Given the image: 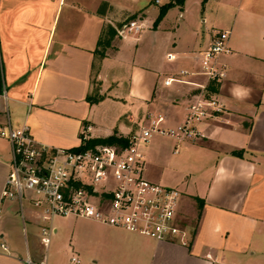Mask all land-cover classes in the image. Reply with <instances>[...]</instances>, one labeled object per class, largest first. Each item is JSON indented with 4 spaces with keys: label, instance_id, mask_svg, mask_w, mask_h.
I'll return each instance as SVG.
<instances>
[{
    "label": "crops",
    "instance_id": "1",
    "mask_svg": "<svg viewBox=\"0 0 264 264\" xmlns=\"http://www.w3.org/2000/svg\"><path fill=\"white\" fill-rule=\"evenodd\" d=\"M210 1L222 4V25L215 20L202 30L186 0L171 7L164 26L150 32L149 42L168 45L164 58L134 64L123 87L110 70L126 46L116 37L101 58L99 38L133 14L144 24L147 7L117 6L128 0H0V87L8 94L7 100L0 96V127L29 125L39 142L58 147L79 146L82 136L129 139L153 112L165 115V127L180 124L205 81L195 73V55L218 31H231L233 53L222 57L227 76L212 83L225 111L202 121L203 135L187 140L210 163L208 179L180 198L176 222L187 243L102 224L95 229L104 234L107 260L96 257L95 264H264V81L257 79L264 78V0ZM170 53L176 58L168 59ZM183 69L192 73L183 75ZM95 88L103 98L91 103ZM12 156L11 142L0 136V264H67L50 254L59 227L47 238L32 204L28 218L18 200L3 199ZM145 162L147 177L158 182ZM76 257L80 261L70 264H84Z\"/></svg>",
    "mask_w": 264,
    "mask_h": 264
},
{
    "label": "built area",
    "instance_id": "2",
    "mask_svg": "<svg viewBox=\"0 0 264 264\" xmlns=\"http://www.w3.org/2000/svg\"><path fill=\"white\" fill-rule=\"evenodd\" d=\"M143 29V23L129 20L118 28V35L138 37ZM230 34V30L218 31L211 45L195 55L200 64L195 73L205 81L189 103L184 120L175 127H165V115L153 112L126 146L99 144L89 148L39 142L29 125L16 128L9 123L0 127V136L11 142L13 151L3 199L18 200L21 206L28 200L47 238L55 232L56 217L71 216L157 240L179 239L187 243L185 230L176 222L182 192L147 177L141 144L149 143L156 135L166 136L176 141L178 153L181 143L203 135L199 128L202 121L225 111L224 103L211 91V84L227 76L222 57L233 53ZM175 58L176 54H168V59ZM190 73L187 69L181 71L183 75ZM0 96L8 99L5 85L0 87ZM2 247L7 249L5 243ZM72 260L80 261L76 256Z\"/></svg>",
    "mask_w": 264,
    "mask_h": 264
},
{
    "label": "rangeland",
    "instance_id": "3",
    "mask_svg": "<svg viewBox=\"0 0 264 264\" xmlns=\"http://www.w3.org/2000/svg\"><path fill=\"white\" fill-rule=\"evenodd\" d=\"M171 0H161L160 4H157L155 0H128V3L118 2L117 6H130L133 9L146 8L147 17L144 20V29L140 33L139 38H122L117 36V41L126 47L122 49L121 59L114 62V66L110 70L111 76L122 77L121 82L123 86L126 84V75L131 72L134 64L142 65L150 63L152 57L164 58L165 52L168 49L166 43L153 44L149 42L151 39L150 32L160 24L162 20L157 21L160 13L161 6L170 2ZM189 10L199 16L201 28L205 29L207 24H211L213 21L218 20L222 25L223 6L218 1L207 0H186ZM179 5V4H177ZM205 5L207 10L205 11ZM178 14L174 17L173 22L177 21ZM205 17L207 18L204 22ZM126 21V20H125ZM123 20V22H125ZM177 26V25H175ZM222 27V26H218ZM168 30L172 35L174 34V28L163 29ZM170 48V45H169ZM246 79V78H243ZM253 79L254 78H247ZM259 82H263L264 78H257ZM122 87V88H123ZM169 128H172L169 126ZM140 129V128H139ZM138 129V130H139ZM138 130H135L137 132ZM134 132V133H135ZM175 142L166 136L156 135L149 143H142L141 150L150 166H152L154 173L159 177L157 180L160 183L166 184L171 187H177L183 192L182 194L189 198V195L196 186L202 185L204 180L208 179L210 171L207 167L210 163L206 160L205 156L196 153L194 150H190L187 141L183 142L180 147V152L175 154L173 152ZM209 159V158H208ZM207 186V184H206ZM28 192L26 195L28 196ZM183 196V197H184ZM189 202L182 203V210H189ZM31 203L28 200L24 202L25 214L29 218L30 209L28 206ZM19 208V205H18ZM192 218L188 219L189 221ZM54 225L59 227V233L54 235V240L50 245V254L53 256H62L63 260L70 264L71 258L76 255L81 258L82 263L95 264L96 257L100 259V263L103 260H107L103 245V235L95 228L102 226L101 223L71 216H58L54 219ZM148 238V237H147ZM57 239V240H56ZM56 240V242H55ZM110 256H112L110 254Z\"/></svg>",
    "mask_w": 264,
    "mask_h": 264
},
{
    "label": "trees",
    "instance_id": "4",
    "mask_svg": "<svg viewBox=\"0 0 264 264\" xmlns=\"http://www.w3.org/2000/svg\"><path fill=\"white\" fill-rule=\"evenodd\" d=\"M185 0H175L171 1L169 3H166L161 6L159 17L157 21H160L163 19V17L166 15L167 11L177 5L184 3ZM136 18V14H133L131 17H129L126 21L134 20ZM124 22L118 24L117 26L108 25L101 34L99 38V45L97 48V56L103 58L106 56L107 49L112 46L113 40L118 36V28L123 24ZM212 91L215 89L213 87V84H211ZM101 98H103V95L99 93L98 88H95L93 94L88 96V99L91 103L98 102ZM129 142V139L124 137L123 135H119L117 133H114L110 136L103 137V138H85V136H82V142L79 146H76L78 148H89V147H95L99 144H119L122 146H126Z\"/></svg>",
    "mask_w": 264,
    "mask_h": 264
}]
</instances>
